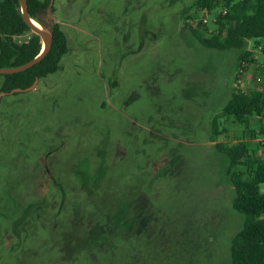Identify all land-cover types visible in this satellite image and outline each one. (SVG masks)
Wrapping results in <instances>:
<instances>
[{"label": "rangeland", "instance_id": "obj_1", "mask_svg": "<svg viewBox=\"0 0 264 264\" xmlns=\"http://www.w3.org/2000/svg\"><path fill=\"white\" fill-rule=\"evenodd\" d=\"M194 2L54 0L38 14L49 33L61 24L69 52L34 89L1 100L0 264L230 262L245 215L216 143L248 131L220 117L215 134L213 121L244 50L202 45L188 24L213 31L220 9ZM246 49L257 58L240 88L264 89L263 49L253 39Z\"/></svg>", "mask_w": 264, "mask_h": 264}, {"label": "trees", "instance_id": "obj_2", "mask_svg": "<svg viewBox=\"0 0 264 264\" xmlns=\"http://www.w3.org/2000/svg\"><path fill=\"white\" fill-rule=\"evenodd\" d=\"M27 1L30 16L37 20L38 14L50 5L51 0ZM194 5L199 10L220 5L227 8L225 15L215 19L217 29L213 31L202 24L198 27L188 24L202 45L220 50H244L251 39L264 41V0H195ZM51 33L53 43L48 54L24 71L1 74L0 92H9L16 87L27 88L37 78H45L61 67L62 58L69 52L68 37L57 22L52 25ZM23 34H29V39L18 42L15 37ZM42 49V38L25 22L20 1L0 0V67L20 66L38 56ZM250 56L252 52L244 50L238 58V63L247 62L245 71L253 61L249 60ZM243 74L238 72L236 80ZM254 115H264V89L244 91L235 87L222 114L213 121V132L220 134L219 118L234 117L245 125L249 137L234 144L216 143L218 150L229 158L227 174L235 189L233 208L245 215L242 228L232 239L228 264H264V156H258L251 147V141L258 133L251 127ZM259 132L264 133V125ZM28 217L26 213L18 222L25 223ZM14 231L20 236L18 226H14Z\"/></svg>", "mask_w": 264, "mask_h": 264}, {"label": "water", "instance_id": "obj_3", "mask_svg": "<svg viewBox=\"0 0 264 264\" xmlns=\"http://www.w3.org/2000/svg\"><path fill=\"white\" fill-rule=\"evenodd\" d=\"M19 1L21 3V7H22L23 18H24L25 22L31 27L32 31L35 32L36 34L40 35V37L42 38L43 49L38 56H36L35 58L31 59L30 61H28V62H26L20 66L0 67V75L1 74H11V73H15V72H20V71H24V70L32 67L33 65L40 62L48 54V52L51 50V47H52V43H53L52 33H49L45 28L38 27L36 24H34V22H33L34 18H32L29 14L28 1L27 0H19ZM53 2H54V0L50 1V6L53 5ZM38 81H39V79L37 78L35 80V82L27 88L16 87L9 92H6V91L0 92V108H1V100L3 97H5L8 94H13L15 92L32 90L35 88Z\"/></svg>", "mask_w": 264, "mask_h": 264}, {"label": "built area", "instance_id": "obj_4", "mask_svg": "<svg viewBox=\"0 0 264 264\" xmlns=\"http://www.w3.org/2000/svg\"><path fill=\"white\" fill-rule=\"evenodd\" d=\"M215 9H220L219 15H221V14L222 15H225L227 13V8L226 7H223L222 5L214 8V9L205 8L202 11L208 15V12H212ZM207 21H208V19L204 18L203 23L205 24ZM201 23H202V21H201ZM246 66H247V62H245V61H241L240 63H238V68L240 70L238 72H242V73L246 72L245 71V67ZM241 79H242V77L240 79L236 80L237 82L235 84L236 85L235 87H239L240 88ZM257 81H262V77L261 76H257ZM242 90H244V89H242ZM255 140L258 141V143L261 144L264 147V133L258 132L257 135L253 137V141H255Z\"/></svg>", "mask_w": 264, "mask_h": 264}, {"label": "crops", "instance_id": "obj_5", "mask_svg": "<svg viewBox=\"0 0 264 264\" xmlns=\"http://www.w3.org/2000/svg\"><path fill=\"white\" fill-rule=\"evenodd\" d=\"M256 43H257V47H260V48L263 49V52H261V53L264 54V41H260V42H256ZM262 45H263V46H262ZM246 46H247V45H246ZM244 50H247L246 47H245ZM249 51H251V49H250ZM255 51H258V48H256ZM251 52H252V51H251ZM250 57H251V56H250ZM252 57L257 58V55L254 54V53L252 52ZM249 59H250V58H249ZM250 60H253L251 63L254 62V59H250ZM263 62H264V56H263ZM251 63H249L247 71L249 70V66H250ZM250 69H253V70H254V68H250ZM250 80H251V79H247L246 77H244V78H242L241 83H247V82H249ZM259 89H260V88H259ZM244 90H245V91H248V90H250V89H244ZM233 187H234V186H233ZM232 207H233V205H232Z\"/></svg>", "mask_w": 264, "mask_h": 264}, {"label": "bare ground", "instance_id": "obj_6", "mask_svg": "<svg viewBox=\"0 0 264 264\" xmlns=\"http://www.w3.org/2000/svg\"><path fill=\"white\" fill-rule=\"evenodd\" d=\"M34 24H36L38 27H42L41 24L37 20H33Z\"/></svg>", "mask_w": 264, "mask_h": 264}]
</instances>
